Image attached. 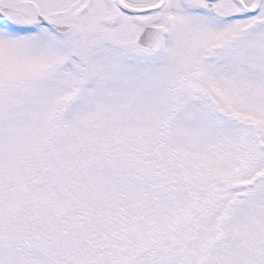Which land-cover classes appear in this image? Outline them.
I'll use <instances>...</instances> for the list:
<instances>
[{"label":"snow or ice","instance_id":"snow-or-ice-1","mask_svg":"<svg viewBox=\"0 0 264 264\" xmlns=\"http://www.w3.org/2000/svg\"><path fill=\"white\" fill-rule=\"evenodd\" d=\"M0 264H264V0H0Z\"/></svg>","mask_w":264,"mask_h":264}]
</instances>
